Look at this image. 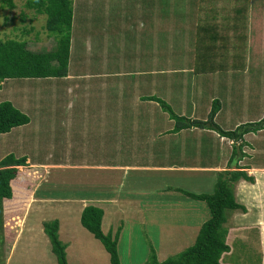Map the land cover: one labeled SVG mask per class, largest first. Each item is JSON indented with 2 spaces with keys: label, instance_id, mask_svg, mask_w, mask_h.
Instances as JSON below:
<instances>
[{
  "label": "rangeland",
  "instance_id": "rangeland-1",
  "mask_svg": "<svg viewBox=\"0 0 264 264\" xmlns=\"http://www.w3.org/2000/svg\"><path fill=\"white\" fill-rule=\"evenodd\" d=\"M79 1V2H78ZM16 9L11 13L3 12L0 18V31L2 32L1 39H7L6 37L19 36L21 34L20 28L28 25V28H34L31 34L23 36L29 43L31 40L38 36L39 40L47 39L44 34H50L45 29L46 20L41 19L40 16L32 13L28 9H25L27 0H15ZM85 0H76L75 3L78 6H84ZM95 6L93 7L92 14L94 18L90 22H86L83 19H79L77 27H75L73 34L74 38L80 44L86 45L88 41L99 40V42L109 41L111 43V58L120 57L121 59H115L110 61L108 66L106 62H99L96 60H90L88 62L89 68L94 71H119L122 69L126 73L133 74L134 78H141L142 73H155L154 75L144 76V78L151 81V85L143 87L141 92L137 88V92L143 97H157L162 99L166 104L163 106L158 104L159 108H156L155 112L158 116L162 113H166L165 116L170 118L174 113L176 116L183 117L195 113L197 119L207 118V107L205 105L211 102L215 98L221 99L223 102V114L220 116L219 122L225 129H235V124L245 123L248 121L260 122L264 118V56L261 55L260 61L251 63L252 76L244 77L240 72L231 73L230 77L217 78L213 84L212 89L215 88L217 92H213L207 83H203V91L199 93L196 90L199 87L193 85L191 79L194 73H187L193 66V57L188 60H184L187 56L185 52L180 51L185 45H182L185 39L182 37H175L174 34L180 32L187 35V40H190V46L193 48L196 39V17L194 13L199 9V0H92ZM198 7V8H197ZM264 10V9H263ZM23 12V13H21ZM21 13V14H20ZM28 16L25 22L20 21L22 15ZM78 14H85L83 10ZM157 15V19H154V15ZM5 15L9 16V19L16 16L15 21H4ZM190 17H188V16ZM152 17V18H151ZM46 18V16H45ZM260 17L257 18V20ZM30 20V22H28ZM157 22H159L158 29L155 31ZM181 25L179 30L173 29L174 26ZM17 30H13L14 27ZM16 33V34H15ZM151 33V37H150ZM156 34V38H155ZM51 35V34H50ZM49 37V36H48ZM51 40L56 41V36L51 35ZM50 40V41H51ZM158 44H156L155 43ZM181 42V44H180ZM46 43V42H45ZM172 44L176 46L180 54H168V50L172 47ZM30 49L43 48V45L38 42L29 44ZM40 48V49H41ZM87 48L83 47V53L87 54ZM124 54V55H123ZM98 57H108L98 56ZM124 60V61H121ZM103 61V60H102ZM83 64L74 61L73 68H87ZM48 80L39 79H17L13 81L10 87L3 89V93L0 92V101H12L15 105L22 110V107L26 105V98L29 96L30 100H41V96H38L42 87L49 88L52 86ZM206 84V85H204ZM12 86V87H11ZM41 88V89H40ZM26 90L29 93H26ZM53 93V90H51ZM46 93L45 99L53 101L55 97L60 96V93ZM53 95V96H52ZM55 96V97H54ZM4 99V100H3ZM218 101V100H214ZM29 104V114L31 116V123L25 126L17 127L11 138L7 140L0 135V160L7 156V153H16L17 157H21L19 154L24 153L28 148V142L37 140L39 134H50L46 129L49 127L43 124L42 120L45 117H49L51 104L47 102V105L33 104L27 101ZM56 103V102H55ZM55 106V104H54ZM169 106V108H167ZM199 106V107H198ZM250 106L249 108H247ZM199 110H196L198 109ZM46 109L48 111L46 112ZM171 110V112L169 111ZM56 111V110H54ZM262 114H261V113ZM53 111L51 112V114ZM184 116V117H185ZM234 116V117H232ZM262 117V119H260ZM172 118V117H171ZM173 119V118H172ZM260 119V120H259ZM179 121L173 120L174 129H177ZM216 123V122H215ZM164 127H169L168 125ZM232 127V128H231ZM12 133V131H11ZM34 137V139H33ZM48 141V138L45 139ZM44 140H38L40 146L48 144ZM163 140H159L157 144H160ZM155 145V142L152 145ZM156 144V145H157ZM229 146V145H228ZM232 146V145H231ZM158 149V148H157ZM180 149L176 151L175 158L178 165H182L184 158L180 156ZM248 158L245 160L248 163H252L254 167L264 166V153L261 155L255 154L254 149H247ZM31 151L27 152L30 153ZM262 153V151H260ZM52 154V152H49ZM48 148H44L41 151V155L38 157H31L33 161H41L43 164L60 163L64 160V164H74L76 158H58L48 155ZM207 157V161L218 159V156L211 152ZM215 155V156H213ZM250 158V160H248ZM139 165L143 166H160L158 161H164L168 158L162 156L155 157H141L136 158ZM99 160V158H98ZM104 160V158H102ZM135 160V159H134ZM136 160V161H137ZM92 161L91 159L89 160ZM125 161H132L131 158H125ZM86 162V161H85ZM170 162L174 164L172 158ZM200 164H202L200 162ZM198 163V165H200ZM165 166L164 164H161ZM227 165V164H226ZM19 173L16 178V185L21 187V190L15 194L12 200H7V203H12V210L15 211L17 207H23L27 205V199L32 197L36 188L40 186L38 192L46 196L48 193L50 197H69V199H76L79 197L87 196V194L93 191V188H88L87 178L83 173L65 169L53 170L52 168L45 166H36L35 162H29L27 160V166H19ZM259 172H250L252 176ZM137 177L140 180L137 182ZM124 188L121 189L123 195L128 194L132 199L137 201L138 207L128 206L125 208L127 215H121L120 209H113L115 215L110 214L107 209V215L105 219V232L109 233L112 227L124 225V232L121 239H119L118 249L121 264H149V257L151 248H154L157 252L160 262L165 261L168 257L176 255L187 248L194 245L199 230L204 222L210 219L211 212L207 206V203L203 201L192 200L189 197H185L183 191L192 190L195 193L213 194L215 192L214 183L209 179L202 180L199 183L196 181L187 183L184 180L183 175L180 174H166V173H154V172H140L130 173L125 177ZM208 178V177H207ZM92 181V180H91ZM56 183L61 186H57ZM91 187V186H90ZM26 188V189H25ZM122 197L121 195L119 196ZM6 203V204H7ZM16 207V208H15ZM75 207V205H74ZM73 207V208H74ZM27 208V206H25ZM70 209L71 210L73 209ZM39 205L35 204L34 211L41 217L44 216V212L38 213ZM26 210V209H25ZM78 211L77 207L75 210ZM111 211V213H113ZM26 213V211H24ZM24 213V214H25ZM233 213H230L228 223V239L227 242L231 245V252L223 257L224 264H262L264 258L262 253L258 252L260 249L259 237L257 231L259 227L250 229V234L243 237L242 233L237 231H231L230 228H236L237 226H263V222L259 220H244L243 218L233 217ZM15 214V212H13ZM50 213L46 214V219H51ZM64 215H69L67 212H63ZM239 216V212L237 213ZM236 214V215H237ZM37 216V215H32ZM31 216V217H32ZM77 216L71 217V219H77ZM130 216L134 218H130ZM129 218V219H128ZM12 218H10V221ZM115 220V221H113ZM113 221V223H112ZM237 225V226H236ZM120 226V227H121ZM14 233H18L17 229L13 230ZM252 231V232H251ZM87 232V231H86ZM230 236L232 238L230 239ZM18 237V236H16ZM94 238V237H93ZM92 238V239H93ZM17 239V238H16ZM164 240L159 244L160 240ZM244 239H247L245 241ZM61 240V239H60ZM87 242V258L86 260L96 257L101 258V253L97 249L104 250V246L97 239H93ZM16 241V240H15ZM12 243V242H10ZM22 240L20 241L19 248L15 246L13 250L14 260H21L19 254L22 252ZM6 244V243H5ZM0 247L1 258L6 259L5 254L7 248ZM97 244H100L99 247ZM44 247L40 246L42 252L45 251ZM5 248V253L3 250ZM67 249V248H66ZM106 250H104L105 252ZM107 252V251H106ZM44 253V252H43ZM46 262L49 263L52 260V264H58L57 258L52 251V247H48L45 252ZM68 252L67 262L68 264H85L81 262V255L79 252ZM48 254L51 258L48 257ZM84 255V254H83ZM39 256V257H38ZM42 259L39 247H29L26 254V262L29 264H35L36 261ZM104 260H106L104 258ZM109 264H110V259ZM105 262V261H104ZM95 264V262H93Z\"/></svg>",
  "mask_w": 264,
  "mask_h": 264
},
{
  "label": "crops",
  "instance_id": "crops-1",
  "mask_svg": "<svg viewBox=\"0 0 264 264\" xmlns=\"http://www.w3.org/2000/svg\"><path fill=\"white\" fill-rule=\"evenodd\" d=\"M231 1L232 0H217L218 4L214 5L213 8L214 11H216V14L214 15L215 18L217 21L220 20L219 22L222 24L224 23V25H227L228 23L227 20H224L222 17L227 15L225 14L221 16L219 13H222V10H232L235 5H233ZM250 2L251 5L248 14V25L249 31L251 33L250 49L252 51V48L255 45L262 43L260 52L264 56V0H250ZM94 6L95 4L92 2V0H85L84 6H78L74 2L73 31L75 27H77V22L79 19L90 22L94 18L92 14ZM25 9L28 8L26 7ZM28 10L36 14L34 10ZM82 10L89 15L87 16L85 14H78V12ZM3 12L8 14L13 12V10L1 8L0 6V18L2 17L1 14ZM197 13L198 9L194 13L195 17H197ZM36 15L40 16L41 19L46 20L44 14ZM8 17V15H5L3 20L8 21ZM15 17L16 16H13V18ZM258 17H260V19L257 20ZM153 18L157 19V15L155 14ZM196 20L195 28L198 24V18H196ZM28 22H30V20H28ZM158 25L159 22H157L155 31L158 29ZM176 26L177 27L174 26L173 29L179 30L182 27L181 25ZM229 31L230 30L227 31L226 36L229 35L231 38L238 36V33ZM0 35L2 36L1 31ZM44 35L47 37V39H43V48L40 47L41 49H32L33 51H50L56 46L55 40H51L47 34ZM174 36L185 39V43L182 44L185 46L182 49H179L182 52L184 51L185 55H187L184 60H188L194 56V61L195 42L192 48L190 46V40H187L186 34L178 32L174 34ZM72 37L70 54L71 62L68 75L63 78L39 79L40 81H50L49 83L52 86L49 88H46L45 86L42 87L43 90L38 92L40 93L38 96L42 97L40 101L35 99L33 96L32 98L36 101L30 100L29 96L25 97L26 105L22 107V111L30 117L31 123L32 119L28 113L30 110L27 101L39 105H47V102L51 104L52 107L48 108L50 113H46L49 114V117H45L42 120L43 124L49 126L46 127V129L50 132V134L48 135L42 133L40 130L41 134H39L38 139L33 140L32 143L29 141L26 151L19 155L21 157H26L31 163L35 162L36 166L49 167L55 171L60 169L80 173L85 171L87 173V175H85L87 178V186L88 188H93L94 190L89 192L87 196L77 198L78 200L69 199V197H50L48 196V193H45L46 196L39 192L38 196L34 195L37 193L39 188L42 187L40 184L39 188H36V191L33 193L32 197L27 199V208L25 210L26 213L24 212L25 214L21 218L20 226L17 230L18 233L16 234L18 237H13V233L11 232L12 230H7L5 228V236L7 237L5 248H7V252L5 254L6 260L4 264H29L26 262V254L29 247H39V252L42 259L40 261H36L35 264H45V255H47L45 252L49 246H52L50 244L49 238L45 234L43 223L45 221L55 219L59 221V237L61 241L67 246V257L68 252L72 253L77 251L81 255V262L85 261V264H93V262H95V264H109L108 259H110V255L108 252H104L105 248L103 250L100 244L97 245L101 247V249L97 250L101 253V258L98 259L96 257H92L91 259L86 260V253L88 252L86 250L87 242L90 240L94 241L93 239L95 238L93 234L87 231L81 223V214L86 206L94 205L103 209L104 217L102 221V229L104 233H106L105 219L107 215V209L110 214L115 215L113 209L117 210L118 207L124 208L128 206L129 209L131 207H138L136 205V200L132 199L130 196H128V194L123 195V192H121V189L125 187L123 185L124 180L126 179L125 177L130 175V173H140L147 171L154 173L161 172L166 174L175 173L183 175L184 180L189 184H191L192 180L196 181V183H199L200 181H205L206 179H209L210 182L216 184L220 172L225 170L233 171L237 165L242 167L249 176H252L249 174L251 171L259 173L256 174V176H252L254 177L255 182H249L241 179L235 184L234 191L236 200L239 204L246 208V211L238 210L233 213V217L235 216V218H243L244 220H259L263 222V226L260 228L258 225L250 227L243 224L242 226L236 225V228L231 227L230 230H235L237 233H240L241 231L242 236L245 237L250 234V229L259 227L257 236L259 237L260 249L258 252H261L262 258H264V166L254 167L252 163L245 161L248 158V153L246 151L247 149L253 148V152H255L257 155H262L264 153V129L259 130L256 133H249L245 135L240 141H235L229 137L222 136L219 131L209 128L190 127L180 130L174 129V118H168V116H165L166 113L163 112H161V116H158L155 110L156 108H159V103L145 99L148 98L143 97L146 95H141V93L136 91L137 88H139V91L141 92L143 87L146 85H151V81L148 79L146 80L144 76L154 75L155 73H142L140 74V77L142 76L141 78H134L133 74L126 73L122 69L116 72L109 70L94 71L88 67V62L90 60L106 62L109 66L111 60H120L121 58H111L112 47L110 41L109 45L108 42H106V45H104V42L101 43L102 40L101 42H99V40L95 41L92 37V40L88 41L86 45L82 46L80 44V40L77 41L74 38V34H72ZM219 37H225V34H220ZM6 38L25 40L24 37L21 38L17 35L12 36L11 38ZM33 43L36 42H29L28 44ZM36 44L38 45V43ZM83 47L87 48L86 55L83 53ZM175 47L176 46L172 44V47L168 50V54H180L178 49ZM101 55H108V57H98ZM259 59H261V57L251 59L249 61V66L245 69V71H240L242 76L248 77L249 79V76L253 75L251 72V63L260 61ZM74 61H77L79 64H83V61H85L86 63H84V66L88 67V69L73 68ZM183 72H187L189 74L194 73L193 66L190 68V70ZM233 72L239 71L226 70L206 75H197L194 73L191 81L193 85L196 84L199 87V89L196 90V92L199 94H201L200 92L203 91L202 85L205 82L207 85H209V88L213 92H217L215 88L212 89L213 84H217L219 81L218 80L217 82H214L215 79L222 77L224 78V76L230 77L231 73ZM7 82H5L6 84L4 86L8 84ZM51 90H53V93ZM0 92L3 93V89L0 90ZM47 92L49 94L60 93V96H54L55 99H53V101H48L44 98ZM26 93H29V91L26 90ZM214 100L219 101V111L215 116L214 122H216L221 130L234 131L240 125L254 123V121H248L245 123L235 124V129H225V127L221 126L219 122L220 116L223 114V102L219 98H215ZM210 104L211 102L209 101V103L205 105V107H207V116H209L212 110V106ZM249 107L250 106L247 108ZM48 109H46V112ZM196 110H199V108ZM52 111L53 113L51 114ZM184 116L185 114L183 117ZM195 116V113H191L190 115L185 116V118L189 120H200L204 122L207 121V118L197 119ZM260 119H262V117ZM262 123H264V121H262ZM166 125L169 127H164ZM15 129L12 130V133L9 132V134L1 137H4L5 139L7 137V140L10 139L11 135L14 134ZM46 138H48V141L45 140ZM38 140L46 141L48 146H40ZM159 140L163 141L160 144H157ZM153 142H155V145H152ZM236 146H241L242 149L238 150V155L234 159L235 162H232L231 157H233L234 148ZM178 147H181L180 156L181 158H184V163H182V165L176 166L178 161L175 160V158H177L175 153L178 151ZM44 148H48V155H52V157L76 158V161L74 164L69 163L68 165L62 163L64 160L60 163L56 162L51 165L45 163L43 164L41 161H33L31 157L40 156L41 151ZM29 151L31 152L27 153ZM260 151H262V153H260ZM49 152H52V154H49ZM211 152H214L218 156V159L212 161L213 163H210L211 161H207V157L210 156L209 154ZM7 155H10V153H7ZM12 155L16 156L17 154L13 152ZM155 156H162L168 159H165L164 161L159 160L158 163L160 166L139 165L138 160L136 159L141 157ZM102 158H104V160H102ZM125 158H131L132 161L127 162L125 161ZM170 158H172L174 164L170 162ZM90 159L92 160L91 162L89 161ZM248 160H250V158ZM200 162L202 164H200ZM229 162H232V165H229ZM164 163L165 166H162L161 164ZM198 163L200 165H198ZM138 180H140V177H137V182ZM56 185L59 186L57 183ZM188 192L198 194L190 189ZM202 194L205 193L203 192ZM120 195L122 196L121 198L119 197ZM185 197L187 198L188 196L185 195ZM6 203L7 200H5V205L12 207L13 202ZM35 204L39 205L38 213L40 211L44 212L43 217H40L34 211ZM77 207L79 208L78 211H72ZM71 208L73 209L70 212ZM8 211H6L7 213L4 216L6 224H8L10 221ZM111 211H113V213H111ZM119 211L121 215H127L125 213V208L123 210L120 209ZM45 212L46 214L50 213L48 216L51 215V219H46L45 216L47 215H45ZM63 212H67L69 215H64ZM238 212L240 213L239 216L237 214ZM78 214L79 216L77 219H71V217L77 216ZM130 218L134 217L130 216ZM118 224L119 223H115V227H112L111 224V230L109 232H113L115 234L117 230L121 228L119 234V239H121L124 232V225H119L117 227ZM231 238L232 236H230V239ZM21 240L23 242L22 252L19 254L21 260L15 261L13 250L15 246L19 248ZM244 240L247 241V239ZM163 241V239L160 240L159 244H161ZM40 246H46L44 247V253L42 252ZM48 257L50 258L49 254ZM104 258L106 260H104ZM47 264H52V260ZM228 264H234V262ZM262 264H264L263 261Z\"/></svg>",
  "mask_w": 264,
  "mask_h": 264
},
{
  "label": "trees",
  "instance_id": "trees-1",
  "mask_svg": "<svg viewBox=\"0 0 264 264\" xmlns=\"http://www.w3.org/2000/svg\"><path fill=\"white\" fill-rule=\"evenodd\" d=\"M75 1L27 0L25 6L28 9L34 10L36 14L46 16L45 29L51 35L56 36V46L50 51L37 52L28 47L29 44L26 40L0 38V90L10 87L11 83L17 79L63 78L68 75L71 62ZM231 3L235 5L232 10H222V13H219L221 16L227 15L222 17L228 23L224 25V23L219 22L220 20L217 21L214 16L216 11L213 8L214 5L218 4L217 0H199L196 17L198 24L196 26L195 60L193 61L194 73L197 75L214 74L226 70L245 71L251 59L259 58L262 55L260 52L262 43L255 45L252 51L250 49L251 33L248 25L250 0H232ZM0 6L10 10L17 7L15 0H0ZM27 17L23 14L20 21L25 22ZM15 19L13 17L7 18L9 22L15 21ZM17 29L15 26L12 31ZM228 30L238 33V36L234 38L229 35L226 36ZM33 31L34 28H28V25L22 26L19 37L22 38ZM50 34H48L49 37H51ZM220 34H225V37H219ZM30 42L43 44V40H39L38 36ZM5 82L8 83L6 86H4ZM145 99L156 101L161 106L162 104L163 106L166 105L162 99L157 97ZM20 108L12 101H0V135L30 123V117ZM169 111L171 112V110ZM218 111L219 101H214L209 118L205 122L189 120L185 117L176 116L174 113H171V117L179 121L178 130L190 127L209 128L219 131L222 136L235 141H240L249 133H256L264 129L263 119L260 122L240 125L234 131H223L214 122ZM240 149H242L241 146L234 148L233 157H231L232 162H235L234 159ZM232 162H229V165H232ZM19 166H27L26 157L18 158L10 154L0 160V247L4 246L7 241L5 228L12 230V233L13 230H18L26 209V205H23V207H15L16 209L13 211L12 207L5 205V200H12L14 192L17 194L21 190L16 182ZM241 179L255 182L254 177L249 176L242 167L237 165L233 171L225 170L219 173L213 194H194L183 191L193 200L207 203L211 217L201 226L194 245L168 257L163 262L158 260L156 250L151 248L149 264H224L223 257L231 252V245L227 242L229 231L226 226L230 213L238 210L246 211V208L237 202L234 191L235 184ZM6 211L12 218L8 224L4 219ZM103 217L102 208L88 205L82 211L81 223L87 231L93 234L95 239L103 244L110 255V264H121L118 251L121 228L115 234L113 232L104 233L102 229ZM43 226L58 264H68L67 246L59 237V221L57 219L45 221ZM16 234L17 232L14 233L13 237ZM4 249L2 251L5 253ZM5 260L1 258L0 253V264H4Z\"/></svg>",
  "mask_w": 264,
  "mask_h": 264
}]
</instances>
